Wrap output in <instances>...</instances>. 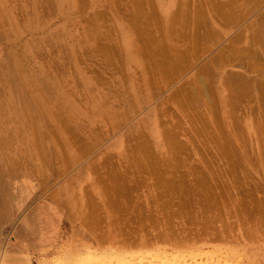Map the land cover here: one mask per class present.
Masks as SVG:
<instances>
[{
	"label": "rangeland",
	"instance_id": "obj_1",
	"mask_svg": "<svg viewBox=\"0 0 264 264\" xmlns=\"http://www.w3.org/2000/svg\"><path fill=\"white\" fill-rule=\"evenodd\" d=\"M263 14L0 0V264H264Z\"/></svg>",
	"mask_w": 264,
	"mask_h": 264
},
{
	"label": "bare ground",
	"instance_id": "obj_2",
	"mask_svg": "<svg viewBox=\"0 0 264 264\" xmlns=\"http://www.w3.org/2000/svg\"><path fill=\"white\" fill-rule=\"evenodd\" d=\"M66 1H67V0H59V4H60V3H61V4H62V3H65ZM162 1H163V0H162ZM229 1H230V0H229ZM234 3H236V2H233V4H234ZM247 5H249V4H247ZM218 6H220V4H218ZM229 6H230V5H229ZM229 6H228V7H229ZM228 7H227V8H228ZM217 8H218V7H217ZM227 8H226V9H227ZM215 9H216V8H215ZM215 9H214V10H215ZM222 9H223V8H222ZM228 9H229V8H228ZM152 10H153V9H152ZM224 10H225V9H224ZM229 10H230V9H229ZM248 10H249V9H248ZM153 11H154V10H153ZM226 12H227V11H226ZM218 13H220V12H218ZM224 13H225V12H224ZM227 13H228V12H227ZM247 14H248V13H247ZM220 15H221V14H220ZM231 15H232V14H231ZM234 15H235V14H234ZM235 16H236V15H235ZM246 16H247V15H246ZM147 17H148V16H147ZM262 17H264V14H263ZM227 18H228V17H227ZM233 18H234V17H233ZM148 19H149V18H148ZM153 19H154V18H153ZM233 20H235V19H233ZM148 21H149V20H148ZM259 22H260V21H259ZM259 22H258V23H259ZM249 27H250V26H249ZM247 29H248V28H247ZM211 30H212V28H211ZM210 32H211V31H210ZM240 35H241V33H240ZM258 35H259V34H258ZM258 38H260V37L258 36ZM262 39H263V38H262ZM261 43H262V41H261ZM153 48H154V46H153ZM137 49H139V48H137ZM154 49H155V48H154ZM154 49H153V50H154ZM160 49H161V48H160ZM160 49H159V50H160ZM157 50H158V49H157ZM157 50H156V53H157ZM152 53H153V52H152ZM159 53H160V52H159ZM159 53H158V54H159ZM254 53H255V52H254ZM154 56H155V55H153V57H154ZM153 57L150 58V59H153ZM156 57H157V56H156ZM253 59H254V57H253ZM158 60H159V59H158ZM217 62H218V61H217ZM217 62H216V63H217ZM159 63H160V62H159ZM161 64H162V63H161ZM219 64H220V63H219ZM154 65H155V64H154ZM179 65H180V64H179ZM217 65H218V63H217ZM155 66H156V65H155ZM219 66H220V65H218V67H219ZM221 67H222V64H221L220 68H221ZM158 68H159V67H158ZM180 68H181V67H180ZM161 69H162V68H161ZM159 70H160V68H159ZM178 70H179V69H178ZM262 70H263V69H262ZM262 72H263V71H262ZM220 77L222 78V80H221V81H223L222 83L226 85V87H227L228 90L230 89V90L228 91V92H230V93H229V94L227 93V95H228L227 97H230L229 100H230L231 103H236V101L239 99L238 97H236L238 94L235 93V90L239 87V85H240L241 87H244L243 89L245 90V89L247 88L248 84H249V83L251 84L250 81H251L252 79H255V78L247 77V76H245L243 73L234 72V71H223V73L221 74ZM85 84H86V83H85ZM201 85L203 86V84H201ZM201 85L198 86V89L200 88ZM242 85H243V86H242ZM205 86H206V85H205ZM207 87H208V89H209L210 86L207 85ZM248 87H249V86H248ZM202 88H203V87H201V89H199L197 92H202ZM204 89H205V88H204ZM210 89H211V88H210ZM195 90H196V89H195ZM203 91H205V90H203ZM231 91H232V92H231ZM245 91H246V90H245ZM126 92H127V91H126ZM236 94H237V95H236ZM117 95H118V93H117ZM119 95H120V93H119ZM199 95H201V94L199 93ZM173 96H174V95H173ZM201 96H202V95H201ZM118 97H119V96H118ZM233 98H234V99H233ZM235 98H236V100H235ZM121 99H123V98H121ZM118 100H119V99H118ZM225 100H226V99H225ZM231 100H232V101H231ZM227 102H229V101L227 100ZM25 103H26V102H25ZM26 105H27V103H26ZM61 105H62V104H61ZM237 105H238V104H237ZM237 105H236V106H237ZM28 106H29V105H28ZM52 106H53V105H52ZM32 107H33V105H32ZM32 107H31V104H30V106L28 107V109H29V108L32 109ZM38 107H40V106H38ZM40 108H41V107H40ZM40 108H39V109H40ZM48 108H49V107H48ZM51 108H55V107H51ZM51 108H50V109H51ZM41 110H42V109H41ZM52 110H53V109H52ZM28 111H29V110H28ZM54 111H55V110H54ZM57 111H58V110H57ZM158 112H160V109L158 110ZM163 112H166V111H163V110H162V112L160 113V115L157 114L158 117L160 116V118H161V115H163ZM35 113H36V112H35ZM51 113H52V112H51ZM53 113H54V112H53ZM36 114H37V113H36ZM43 114H44V113H43ZM55 114H56V113H55ZM55 114H53V115H55ZM57 114H58V113H57ZM164 114H165V113H164ZM30 115H31V114H30ZM30 115H29V116H30ZM32 115H33V114H32ZM32 115H31V116H32ZM71 115H72V114H71ZM31 116H30V117H31ZM58 116H59V114H58ZM60 116H61V115H60ZM116 116H117V115H116ZM61 117H62V116H61ZM74 117H75V116H74ZM33 118H34V117H33ZM30 119H31V118H30ZM64 120H65V119H64ZM158 121H159V118H158ZM66 122H67V121H66ZM66 122H64V123H66ZM32 123H33V122H32ZM176 124H177V123H176ZM176 124H175V125H176ZM175 125H173V126H175ZM69 126H70V125H68L67 127H69ZM172 128H175V127H171V129H172ZM165 129H166V130H162V131H164V132L162 133V134L164 135V139H166L168 135H169V136H170V134L172 135V133H170L171 130L169 131L167 128H165ZM167 130L169 131V134L167 133ZM173 130H174V129H173ZM177 131H178V130H177ZM142 132H143V130H142ZM142 132H141V133H142ZM171 132H175V131H171ZM176 133H177V132H176ZM175 135H177V134H174L173 136L175 137ZM169 136H168V137H169ZM173 136H172V137H173ZM135 137H137V138L139 139V141H138V142H139V146H138V148L141 146V149L144 150V152L147 151L149 145H148L145 141H143L144 137H143V139H142L140 134L137 135V136H135ZM165 137H166V138H165ZM138 139H137V140H138ZM169 139H171V137H169L167 140H169ZM173 140H174V139H173ZM175 140H176V139H175ZM147 141H148V140H147ZM171 141H172V140H171ZM172 144H173V145H172ZM175 145H176V144H175ZM175 145H174V142L171 143V146H173L174 148H175ZM171 146H170V147H171ZM176 146H177V145H176ZM151 147H153V146L151 145ZM224 147H225V146H224ZM224 147H223V148H224ZM138 148H137V149H138ZM171 148H172V147H171ZM133 149H134V148H133ZM226 149H227V147H226ZM228 149L231 150L230 146L228 147ZM151 150H152V149H151ZM148 151H149V150H148ZM220 151H221V150H220ZM142 152H143V151H142ZM152 152H154V151H152ZM152 152H151V153H152ZM229 152H230V151H229ZM147 153H148V152H146L145 155H146ZM149 153H150V152H149ZM221 153H222V152H221ZM227 153H228V152H227ZM148 156L150 157V155H148ZM151 156H153V155L151 154ZM154 156H155V157H158L156 154H154ZM146 157H147V156H146ZM146 157H145V158H146ZM162 157H163V156H162ZM150 158H151V161H152V160H153L152 157H150ZM147 159H148V158H147ZM103 160H105V159H103ZM135 161H136V159H135ZM153 161H154V160H153ZM103 163H104V162H103ZM151 163H153V162H151ZM169 163H170V162H169ZM101 164H102V163H101ZM144 164H145V163H144ZM121 165H122V164H121ZM142 165H143V164H142ZM153 165H154V164H152V166H153ZM138 166H139V165H138ZM152 196H153V195H152ZM202 199H203V198H202ZM205 199H206V198H205ZM212 236H214V235H212ZM216 236H217V235H216ZM216 236L211 237V239H208V241H210V240L212 241V240H214V239L220 238L219 236H218V237H216ZM204 237H205V236H204ZM215 237H216V238H215ZM165 239H166V238H165ZM167 239H168V238H167ZM190 239H191V237H190ZM173 240H175V239H173ZM180 240H181V239H180ZM180 240H178V241H179L178 243H180ZM186 240H187V239H186V237H185V240L183 239V241H185L186 243H187V241H191V240H187V241H186ZM198 240H199V239H198ZM198 240H197V242H198ZM200 240H201V237H200ZM202 240H203V239H202ZM205 240H206V239H205ZM205 240H204V241H205ZM159 241L161 242V241H163V240H159ZM183 241H182V242H183ZM164 242H166V241H164ZM182 242H181V243H182ZM185 242H184V243H185ZM205 242H207V241H205ZM162 243H163V242H162ZM181 243H180V244H181ZM186 243H185V244H186ZM182 244H183V243H182ZM182 246H183V245H182ZM164 256H165V255H164ZM164 259H165V258H164ZM175 259H177V258H175ZM162 260H163V259H162ZM166 260H167V259H166ZM171 260H172V258H171ZM169 261H170V260H169ZM169 261L167 260L166 263L169 262ZM172 261H174V263H175V260H172ZM172 261H171V263H173ZM174 263H173V264H174ZM176 263H178V262H176ZM168 264H170V262H169ZM178 264H179V263H178ZM197 264H200V262H198Z\"/></svg>",
	"mask_w": 264,
	"mask_h": 264
}]
</instances>
